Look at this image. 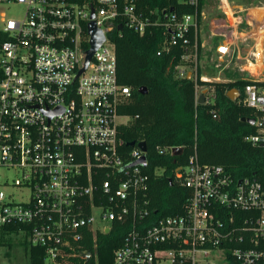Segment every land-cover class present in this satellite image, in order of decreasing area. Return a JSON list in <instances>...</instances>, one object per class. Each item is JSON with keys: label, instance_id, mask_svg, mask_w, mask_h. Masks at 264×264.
<instances>
[{"label": "built area", "instance_id": "2783aa9c", "mask_svg": "<svg viewBox=\"0 0 264 264\" xmlns=\"http://www.w3.org/2000/svg\"><path fill=\"white\" fill-rule=\"evenodd\" d=\"M213 1L221 21L206 30L209 0H0V169L18 172L11 181L0 178V257L7 260L0 264H25L8 262L10 237L41 247L44 264L96 260L81 243L90 234L95 248L97 235L115 222L125 235L112 264H264L263 183L202 164L194 150L173 171L188 189L183 211L155 217L149 175L129 166L143 152L137 145L123 149L118 136L126 123L118 120L126 117L119 107L130 90L118 81L110 33L126 28L158 35L157 55L180 57L175 76H191L196 104L199 81L244 82L234 101L257 111L246 140L264 146V42L259 46L253 36L243 56L237 45L247 41L249 26L263 27L231 0ZM8 4L22 5V14L7 17L1 8ZM92 20L104 41L79 73ZM205 34L221 38L213 68L235 72L233 78L207 74L200 60ZM213 100L210 89L203 103Z\"/></svg>", "mask_w": 264, "mask_h": 264}, {"label": "trees", "instance_id": "16d2710c", "mask_svg": "<svg viewBox=\"0 0 264 264\" xmlns=\"http://www.w3.org/2000/svg\"><path fill=\"white\" fill-rule=\"evenodd\" d=\"M114 34L115 31L110 33L116 48L117 78L130 90V96L119 107V115L128 119L118 126V136L125 150H129L125 145L131 141L146 144L147 163L143 170L150 177L152 215L161 217L183 211L188 189L175 182L173 171L186 164L194 150L202 164H218L234 178L249 177L264 184V146L246 140L255 132V126L241 121L243 117L255 118L257 111L226 96L231 88L242 89L244 82L199 81L213 90L214 100L196 104L193 79L175 76L174 66L180 57L172 53L156 54L158 35L140 36L126 28L120 35ZM141 87L145 88L144 93L139 91ZM176 146L183 148L180 156L159 152V148ZM124 235L123 223L115 222L109 233L97 235L93 248L89 234L80 248L96 253V260L79 257L75 258V264H112L113 252ZM7 243L14 253L21 250L23 263L44 264L41 247L11 237ZM17 244L21 247L14 246Z\"/></svg>", "mask_w": 264, "mask_h": 264}, {"label": "rangeland", "instance_id": "374dc122", "mask_svg": "<svg viewBox=\"0 0 264 264\" xmlns=\"http://www.w3.org/2000/svg\"><path fill=\"white\" fill-rule=\"evenodd\" d=\"M231 1L236 7L242 8L244 10L246 9L249 16L252 18L254 17L256 21L261 22V26L263 27L262 29H260L259 25H255V23L252 25V27L249 26L248 32H246L248 34V38H247V41L245 42H242L241 40H237L238 38H236L237 45L239 46V52L243 56L254 45V38H255V41H257L259 46H261V44L264 42L263 36H262L263 30H264V9H263L264 0H231ZM1 10L5 12L7 17H19L23 12V6L19 4H13V5L8 4V5H3ZM206 10L208 13V21H207V24L205 25L206 26L205 29L207 30V28L211 25V23L213 22L220 23L221 20H220V15L218 12V7L213 0H209ZM217 30L220 31V29L218 28ZM204 37L207 40L205 41L208 44V46L206 47L205 56L201 57L200 60H201V64L204 65V68L207 71V74L212 75V76L220 75L221 79L233 78L235 76V72H232L230 70H223L220 73L218 70L213 68L211 57L214 53V48L217 47L218 44L221 42V38L215 37L213 39H209L207 34H205ZM239 62H242V61H239ZM232 66L233 67L235 66L234 62ZM188 77L190 78L191 76H188ZM204 89L206 93L208 92V90H210L209 87L207 86H201V88H199L197 92L198 96L201 94L202 90ZM232 97H234V93ZM118 120L126 122L127 117H122V118H119ZM17 174L18 172L15 169H4V170L0 169L1 179L6 178L7 180L11 181L13 177L17 176ZM4 251H5V248H0L1 253H4ZM0 259H2L3 262H7L6 256L4 258H2L1 256ZM23 260L24 258H23L22 253L19 252L18 255L14 253H10L8 262L15 263L19 261L22 262Z\"/></svg>", "mask_w": 264, "mask_h": 264}, {"label": "water", "instance_id": "95a60500", "mask_svg": "<svg viewBox=\"0 0 264 264\" xmlns=\"http://www.w3.org/2000/svg\"><path fill=\"white\" fill-rule=\"evenodd\" d=\"M92 16H93V14H92ZM118 29H121V26L120 25L118 26ZM88 32H89V34L91 36V39H90V45H91V47L87 51L85 65L80 70L79 73H81L82 71L85 70V68L87 67V65L89 63V60H90L92 54L98 48V46L104 41V34H103V32L99 28L96 27L95 22L93 20L90 21L89 24H88ZM139 91L141 93H144L145 92V88L141 87L139 89ZM205 93H206L205 89L202 90L201 94L199 95L198 103H200V104L203 103ZM233 93H234V97H232L233 96ZM237 93H238V89L237 88H231V89H229L226 92V96L230 100L234 101L236 99V97H237ZM241 121L247 122V123L252 124V125L254 124V118H245V117H243L241 119ZM126 145L129 146V147H133V146L137 145V147L143 152L142 156L139 159H137L136 161L130 163L129 166L141 165V166L145 167L146 166V163H147V161H146V150H147V147H146L145 142L144 141H141V142L136 143L135 141H131V142L126 143ZM182 152H183V148L182 147H177L176 146V147H172L171 148V155L172 156H175V157L176 156H180L182 154ZM170 182H171V179H170ZM105 232L107 233L108 232V229H106ZM90 255H91L90 252L84 253V256H85L86 260L89 259Z\"/></svg>", "mask_w": 264, "mask_h": 264}, {"label": "bare ground", "instance_id": "6f19581e", "mask_svg": "<svg viewBox=\"0 0 264 264\" xmlns=\"http://www.w3.org/2000/svg\"><path fill=\"white\" fill-rule=\"evenodd\" d=\"M260 34V33H259Z\"/></svg>", "mask_w": 264, "mask_h": 264}]
</instances>
